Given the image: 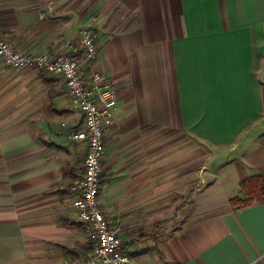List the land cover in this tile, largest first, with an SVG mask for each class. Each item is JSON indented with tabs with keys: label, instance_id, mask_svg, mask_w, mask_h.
<instances>
[{
	"label": "crops",
	"instance_id": "0c3cea01",
	"mask_svg": "<svg viewBox=\"0 0 264 264\" xmlns=\"http://www.w3.org/2000/svg\"><path fill=\"white\" fill-rule=\"evenodd\" d=\"M84 26L116 93L98 201L129 264H264V202L227 205L264 173V0H0L22 52L64 51ZM81 122L61 77L0 64V264L92 249L70 204Z\"/></svg>",
	"mask_w": 264,
	"mask_h": 264
},
{
	"label": "built area",
	"instance_id": "2783aa9c",
	"mask_svg": "<svg viewBox=\"0 0 264 264\" xmlns=\"http://www.w3.org/2000/svg\"><path fill=\"white\" fill-rule=\"evenodd\" d=\"M68 45V49L54 54L29 53L0 37V64L20 70L38 69L61 77L70 106L81 112L80 127L68 134L70 139H79L86 145L78 191L70 204L75 216L86 226L93 246L85 256L64 259L60 264H129L120 226L107 219L98 201L99 192L107 186L102 161L105 137L117 104L115 89L108 76L92 65L98 46L90 26L81 27L75 43Z\"/></svg>",
	"mask_w": 264,
	"mask_h": 264
},
{
	"label": "trees",
	"instance_id": "16d2710c",
	"mask_svg": "<svg viewBox=\"0 0 264 264\" xmlns=\"http://www.w3.org/2000/svg\"><path fill=\"white\" fill-rule=\"evenodd\" d=\"M238 192V195L229 198L233 209L264 202V173L243 179L239 184Z\"/></svg>",
	"mask_w": 264,
	"mask_h": 264
},
{
	"label": "rangeland",
	"instance_id": "374dc122",
	"mask_svg": "<svg viewBox=\"0 0 264 264\" xmlns=\"http://www.w3.org/2000/svg\"><path fill=\"white\" fill-rule=\"evenodd\" d=\"M6 67V66H5ZM238 195V194H237ZM231 208H232V204L230 202H228V204ZM182 216H184V214H182L181 216H179V219L174 221L173 225L176 226L178 222L181 223V221H183V219L181 218ZM179 224V223H178Z\"/></svg>",
	"mask_w": 264,
	"mask_h": 264
}]
</instances>
